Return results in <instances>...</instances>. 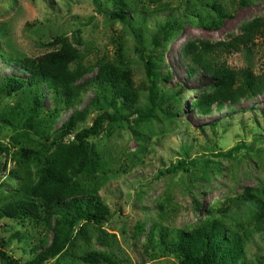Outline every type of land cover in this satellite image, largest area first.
I'll list each match as a JSON object with an SVG mask.
<instances>
[{
	"label": "rangeland",
	"instance_id": "1",
	"mask_svg": "<svg viewBox=\"0 0 264 264\" xmlns=\"http://www.w3.org/2000/svg\"><path fill=\"white\" fill-rule=\"evenodd\" d=\"M129 1L134 9L156 11L147 18L149 32L169 13L177 15L180 23L176 40L166 45L161 43L165 49L161 47L159 51L149 43L140 45V39L134 32L130 33L129 27L96 15L91 0H0V52L6 56L0 57V78L17 74L26 77L6 62L8 58H36L55 51L59 47L55 38L65 36L84 54L85 67L94 66L100 58L115 61L122 55L134 88L140 90L142 104L149 88L144 62L147 56L153 57L158 72H166V66L171 74L168 83L160 84L165 93L176 87L185 92L176 116L166 102L162 111L154 112L152 119L136 124V116H132L130 125L118 122L92 139L105 163L107 180L98 192L111 219L100 230L78 225L68 255H61L49 264H108L109 261L176 264L170 255L160 257L157 253L159 231L172 238L181 230H190L206 219L212 206L223 202L226 206L237 205L221 220L226 229L237 233L245 229L251 235L246 246V256L251 258L264 246L262 235L252 227L251 218L256 200H264V95L252 103L240 102L232 108L224 107L221 112L214 110L205 117L197 115L191 104L208 81L199 83L200 76L197 79L188 76L179 45L192 40L213 43L237 35L242 25L255 18L264 19V0H218L230 16L213 32L197 28L190 20L192 8L201 0ZM226 62L234 70L250 66L260 73L264 67V36L255 41L249 52L227 56ZM95 72L87 73L82 81L94 77ZM44 93L42 102L48 110L53 106L52 94L49 90ZM104 94L100 87L87 85L79 103L62 112L53 129L61 127L74 111L82 110L88 113L80 127L91 125L95 116L108 110V104L102 99ZM107 94L109 98L112 96ZM20 97L19 94L0 98V115L14 108ZM213 121H221L223 127L211 131ZM71 140L72 136H68L63 142ZM182 146L191 147L185 162L193 172V185L182 172L158 175L159 169L165 170L183 160ZM5 147L8 155L3 151ZM235 147L240 149L234 150ZM229 150L233 153L225 156ZM17 151L9 140V131L0 127V204L17 196L18 181L9 175L15 167L9 155ZM53 222L52 219L51 225ZM29 234H46L48 241L52 240V232L47 227L4 219L0 221V248L8 255L10 251L9 257L20 264L27 257L23 238ZM0 264L10 262L0 258Z\"/></svg>",
	"mask_w": 264,
	"mask_h": 264
},
{
	"label": "trees",
	"instance_id": "2",
	"mask_svg": "<svg viewBox=\"0 0 264 264\" xmlns=\"http://www.w3.org/2000/svg\"><path fill=\"white\" fill-rule=\"evenodd\" d=\"M91 5L96 15L129 27L130 33L134 32V36L140 39V45L149 43L159 51L161 43L166 45L176 40L180 23L177 15L169 13L149 32L146 21L156 11L134 9L129 0H91ZM229 16L218 0H201L189 14L195 26L206 32L219 30ZM263 36L264 19L255 18L242 25L237 35L224 40L213 43L192 40L179 45L188 76L191 79L200 76L199 83L208 81L203 82L208 88L205 84L191 104L197 115L205 117L214 110L221 112L224 107L232 108L240 102L252 103L264 95V67L256 73L250 66L234 70L226 62L227 56L249 52L255 41ZM55 42L58 49L42 56L8 58L6 62L17 67L26 77L17 74L0 78V98L21 96L14 108L0 115V127L9 131L10 142L18 148L16 153L9 155L15 165L9 175L18 181L17 196L0 204V221L41 225L52 232L51 242L46 234L26 235L23 244L28 249L24 252L27 257L20 264H49L61 255L66 256L78 225H90L100 230L104 222L111 219V213L98 192L107 180L105 163L92 139L109 131L118 122L130 125L132 116H136V124L148 121L156 110L162 111L166 102L167 108H172L176 116L181 96L185 93L181 87L165 93L160 84L168 83L171 74L166 66V72H158L153 57L147 56L144 62L149 88L142 104L140 90L134 88L122 55L115 61L100 58L94 66L85 67V56L73 42L65 36H58ZM0 57L6 56L0 52ZM94 71V77L82 81L87 73ZM91 84L105 92L102 99L108 104V110L95 116L91 125L86 127H80V124L85 123L88 112L74 111L61 127L54 130L57 117L73 109L87 85ZM45 90L52 94L53 106L48 110L42 102L46 97ZM108 92L112 94L110 98ZM262 112L264 114V109ZM210 127L215 131L223 127V123L213 121ZM68 136H72V140L64 143ZM189 148L182 146L183 160L165 170L159 169L158 175L182 172L187 175V182L193 185V172L185 162L190 155ZM237 149L240 148H234ZM3 151L5 155L9 154L8 148ZM232 153L233 150H229L224 155ZM236 206H226L225 202L216 204L209 209L202 223L190 230H181L172 238L159 231L157 253L161 254L160 257L170 255L176 264H264V246L260 253L247 258L246 246L251 235L245 229L238 233L226 229L221 220ZM254 207L252 227L262 235L264 244V200H256ZM4 243L9 246L10 241ZM8 252L9 255L0 248V258L10 264H19L9 257L12 253ZM108 264L117 263L109 261Z\"/></svg>",
	"mask_w": 264,
	"mask_h": 264
}]
</instances>
